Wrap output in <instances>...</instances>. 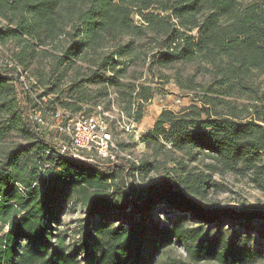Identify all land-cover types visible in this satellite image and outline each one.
Instances as JSON below:
<instances>
[{
    "label": "trees",
    "instance_id": "1",
    "mask_svg": "<svg viewBox=\"0 0 264 264\" xmlns=\"http://www.w3.org/2000/svg\"><path fill=\"white\" fill-rule=\"evenodd\" d=\"M8 44L0 142L18 131L26 143L0 162V264H155L173 244L197 264L264 259V247L249 244L252 224L261 221L264 230V212H208L195 201L205 200L212 174L247 179L264 194V108L255 83L264 76V0H0V46ZM140 57L147 74L190 65L210 77L199 105L162 111L140 138L147 155L137 167L124 158L88 163L58 155L31 119L33 108L49 109L29 97L18 69L36 65L46 94L61 95L65 85L60 110L50 112L69 118L127 87L136 124L153 94L123 79ZM167 165L173 183L138 199L127 193L128 178ZM198 166L205 175L192 173ZM72 203L83 215L73 236L59 230ZM158 209L166 222L156 220ZM190 223L210 228L184 227Z\"/></svg>",
    "mask_w": 264,
    "mask_h": 264
},
{
    "label": "rangeland",
    "instance_id": "2",
    "mask_svg": "<svg viewBox=\"0 0 264 264\" xmlns=\"http://www.w3.org/2000/svg\"><path fill=\"white\" fill-rule=\"evenodd\" d=\"M251 0H240V2L247 3ZM13 46L11 44L5 47L0 46V67L10 60L12 57ZM46 62L43 61V64ZM37 68L36 65L30 67L29 70H24L22 72V78L24 83L29 87V97L35 98L36 103L42 106L48 107L49 111L47 114L43 115V120L47 124L43 129H41L44 135L47 133L50 138H56L55 129L49 130V125L54 124L51 118L52 110H60L56 100L60 102L66 98L65 96V85H62L58 92L62 91L61 95L57 94H46L40 84L37 82ZM145 65L143 63V58H136L132 63V66L128 70L126 77L123 79V83L126 85L132 83L134 85H139L147 87L151 90L153 98L150 102L144 104L143 106V118L139 123H133L129 114L133 115L135 113V106L130 108L128 111L126 108L128 106V90L127 87H123L119 92L114 90H108V97L105 99L97 98L91 105H83L81 112L77 113L76 116H85L93 112L96 106H99L100 110L107 114V121L110 125V131L114 140L115 145L118 147L119 151H125L130 154L139 162L145 160L146 158V148L141 143V137L148 135L152 128L153 122L157 115L160 114L165 109L172 110L174 112H179L180 109L187 107L189 105H199L197 102V97L202 95L201 91L210 82V77L202 76L201 74L195 73V66H174L169 70L157 71L155 68L154 73L147 74L144 72ZM1 70V68H0ZM193 76V77H191ZM193 80L194 83L200 84L201 87H192L190 81ZM178 83H180L178 85ZM256 85L259 87V93L263 96V102L260 105L264 108V76L259 77L255 80ZM203 86V87H202ZM41 98L38 96L43 95ZM46 94V95H45ZM239 102H245L239 100ZM37 108H33V111ZM264 111V110H263ZM7 115L5 113H0V128L5 122ZM26 142L20 137L18 131H12L6 136L2 142H0V162L3 161V156L5 152L17 146L18 144L24 145ZM162 157H159L161 160ZM169 165L166 167L158 166V170L152 172L149 175L142 176L137 175L130 177L125 181L127 187V193L132 197L138 199L143 197L147 191L154 185H160L171 182L172 177H174L168 170ZM193 174L205 175L206 171L198 166ZM209 186L203 191L202 195L205 200H195L197 205L203 207L208 212L213 210H220L222 208H231L239 212H264V194L255 189L253 185L247 179H239L231 175L226 174V176H219L217 174H212L208 178ZM159 210V215L156 220H161L166 222L169 217L165 210ZM62 221V226L59 228L61 231L70 230L69 233L73 236L74 229L78 225L79 219L83 217L82 208L80 205L74 203L67 207ZM186 228H202V233L209 230L207 226L192 224ZM231 223L228 227L231 228ZM262 222L252 224L253 231L251 232L252 240L249 244L253 249H259L264 247V230H262ZM212 227V226H211ZM225 227V229H228ZM234 229H238L235 227ZM245 232V231H243ZM214 231H209L208 235L212 237ZM73 238V237H72ZM155 264H197L191 261L187 254L183 251V247L173 244L168 249L164 250L159 256ZM198 264H209L206 262H199ZM251 264H264V259L258 258Z\"/></svg>",
    "mask_w": 264,
    "mask_h": 264
},
{
    "label": "built area",
    "instance_id": "3",
    "mask_svg": "<svg viewBox=\"0 0 264 264\" xmlns=\"http://www.w3.org/2000/svg\"><path fill=\"white\" fill-rule=\"evenodd\" d=\"M20 80L24 83L20 69ZM28 90V86L24 83ZM42 114L45 112L41 106L33 111L31 119L35 122L38 130L43 129L47 124ZM54 124H50L49 130L55 129L57 137L52 138L57 144L56 153L72 160L92 162L116 161L117 158H124L134 167L139 161L125 151H119L115 145L110 125L107 121V114L98 107L91 115H81L69 118V114L58 111L51 115ZM50 136L47 133V137Z\"/></svg>",
    "mask_w": 264,
    "mask_h": 264
},
{
    "label": "crops",
    "instance_id": "4",
    "mask_svg": "<svg viewBox=\"0 0 264 264\" xmlns=\"http://www.w3.org/2000/svg\"><path fill=\"white\" fill-rule=\"evenodd\" d=\"M158 115H159V114H158ZM158 115H157V116H158Z\"/></svg>",
    "mask_w": 264,
    "mask_h": 264
}]
</instances>
